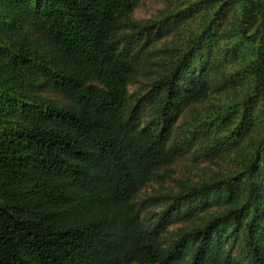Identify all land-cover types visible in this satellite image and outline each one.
Here are the masks:
<instances>
[{
  "label": "trees",
  "instance_id": "obj_1",
  "mask_svg": "<svg viewBox=\"0 0 264 264\" xmlns=\"http://www.w3.org/2000/svg\"><path fill=\"white\" fill-rule=\"evenodd\" d=\"M139 2L0 0V264H264V0Z\"/></svg>",
  "mask_w": 264,
  "mask_h": 264
},
{
  "label": "rangeland",
  "instance_id": "obj_2",
  "mask_svg": "<svg viewBox=\"0 0 264 264\" xmlns=\"http://www.w3.org/2000/svg\"><path fill=\"white\" fill-rule=\"evenodd\" d=\"M166 2L167 0H140L139 4L137 5V7L135 8L133 12V17L137 20H146L149 17L155 16L162 8H164ZM188 164H190V161L188 160V158H186L185 160L181 159L177 161L173 166L176 170L175 177L179 178L185 175L191 176L188 173V170L190 167ZM165 184L169 186L172 183L166 180ZM156 190L157 191L162 190L161 184L159 182L154 181V182L149 183L146 186V188H144L142 195L145 196L147 194H153L156 192ZM160 206L161 204L156 207L151 206V209L158 210Z\"/></svg>",
  "mask_w": 264,
  "mask_h": 264
}]
</instances>
